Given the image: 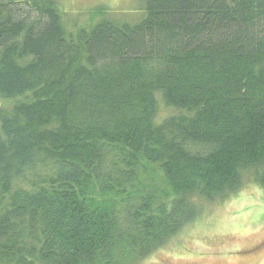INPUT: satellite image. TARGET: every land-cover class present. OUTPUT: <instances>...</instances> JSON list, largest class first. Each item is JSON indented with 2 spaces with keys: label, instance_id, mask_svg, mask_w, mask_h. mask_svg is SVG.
<instances>
[{
  "label": "trees",
  "instance_id": "16d2710c",
  "mask_svg": "<svg viewBox=\"0 0 264 264\" xmlns=\"http://www.w3.org/2000/svg\"><path fill=\"white\" fill-rule=\"evenodd\" d=\"M142 1L0 0V264H139L264 186V0Z\"/></svg>",
  "mask_w": 264,
  "mask_h": 264
},
{
  "label": "rangeland",
  "instance_id": "374dc122",
  "mask_svg": "<svg viewBox=\"0 0 264 264\" xmlns=\"http://www.w3.org/2000/svg\"><path fill=\"white\" fill-rule=\"evenodd\" d=\"M68 30L88 26L101 17L95 11H109L112 17L142 16V0H59ZM94 12V13H91ZM174 108L160 105L157 120L174 114ZM202 213L139 264H264V186L251 183L230 198L203 204Z\"/></svg>",
  "mask_w": 264,
  "mask_h": 264
}]
</instances>
